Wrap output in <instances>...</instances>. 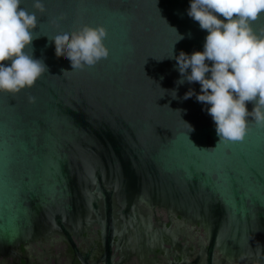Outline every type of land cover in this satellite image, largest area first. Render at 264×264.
Instances as JSON below:
<instances>
[{"label": "water", "instance_id": "obj_1", "mask_svg": "<svg viewBox=\"0 0 264 264\" xmlns=\"http://www.w3.org/2000/svg\"><path fill=\"white\" fill-rule=\"evenodd\" d=\"M34 2L21 5L38 19L27 51L48 72L0 90V248L91 224L109 240L115 224L139 233L165 210L200 224L210 253L264 264V126L249 117L242 140L196 147L219 140L211 105L184 99L201 85H177L168 57L203 51L191 0ZM251 23L264 35V13ZM85 24L106 27L110 55L72 71L49 38Z\"/></svg>", "mask_w": 264, "mask_h": 264}, {"label": "clouds", "instance_id": "obj_2", "mask_svg": "<svg viewBox=\"0 0 264 264\" xmlns=\"http://www.w3.org/2000/svg\"><path fill=\"white\" fill-rule=\"evenodd\" d=\"M21 5L22 0H0V90L13 94L32 87L48 72L43 59H35L27 51L36 38L33 30L38 19ZM34 7L45 10L42 0H35ZM262 13L264 0H191L188 15L208 33L203 51L190 55L181 51L174 56L172 50L168 57L175 58L181 74L177 85L185 81L201 85L199 94L190 89L184 99L196 95L198 102L211 105L207 111L215 122L219 140L214 147L193 143L198 148L208 150L222 140H242L249 117L264 126V35L258 34L251 23ZM176 33L175 43L184 38L177 30ZM107 35L104 25L85 24L49 39L55 43L56 56L68 59L73 71L92 67L109 57L110 49L104 43ZM66 72L70 71L63 70V75ZM176 95L173 89L172 96ZM29 99L35 102V97ZM247 102L255 105L251 112Z\"/></svg>", "mask_w": 264, "mask_h": 264}, {"label": "flooded vegetation", "instance_id": "obj_3", "mask_svg": "<svg viewBox=\"0 0 264 264\" xmlns=\"http://www.w3.org/2000/svg\"><path fill=\"white\" fill-rule=\"evenodd\" d=\"M153 221L139 233L122 231L121 224H115L109 240L108 230L102 232L98 224L69 227L67 234H43L0 248V264H252L227 260L217 250L210 253L204 229L182 216L161 210Z\"/></svg>", "mask_w": 264, "mask_h": 264}]
</instances>
